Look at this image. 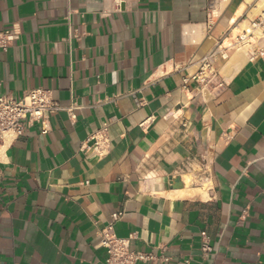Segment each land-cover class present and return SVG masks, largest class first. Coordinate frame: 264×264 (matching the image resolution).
Segmentation results:
<instances>
[{"label": "crops", "instance_id": "1", "mask_svg": "<svg viewBox=\"0 0 264 264\" xmlns=\"http://www.w3.org/2000/svg\"><path fill=\"white\" fill-rule=\"evenodd\" d=\"M263 10L0 0V31L20 30L0 50L1 90L43 87L70 108L0 147V264H105L114 211L116 235L152 256L136 264H264V58L238 43ZM210 53L218 95L191 78ZM104 124V152L81 149ZM203 173L209 191L189 182Z\"/></svg>", "mask_w": 264, "mask_h": 264}, {"label": "built area", "instance_id": "2", "mask_svg": "<svg viewBox=\"0 0 264 264\" xmlns=\"http://www.w3.org/2000/svg\"><path fill=\"white\" fill-rule=\"evenodd\" d=\"M20 38V30L13 24L0 31V50L7 51L10 46L15 44ZM238 43H247L249 47L250 59L256 57L264 58V10L256 19L250 22V25L240 31ZM225 55H223L224 57ZM214 53L206 55L199 65L198 70L191 75V78L197 81L204 89L218 95L227 86L226 81L220 76L217 68L213 65ZM62 109L63 107L52 97L51 90L43 87H35L20 96L6 93L1 90L0 82V147L15 140L22 135L25 127L33 122L41 125V132L46 133L50 130L49 117L51 113ZM107 124L100 127L92 135V145H82L81 149H92L98 154H102L108 147L106 136ZM190 183H196L201 188L209 191L211 180L209 175L203 173L198 182L189 180ZM122 211H114L110 215L107 224L98 230V245L105 250V264H136L138 261H146L152 258L148 253L140 250L130 249V241L134 239L135 233L127 237H118L114 230L115 222L122 216Z\"/></svg>", "mask_w": 264, "mask_h": 264}, {"label": "bare ground", "instance_id": "3", "mask_svg": "<svg viewBox=\"0 0 264 264\" xmlns=\"http://www.w3.org/2000/svg\"><path fill=\"white\" fill-rule=\"evenodd\" d=\"M242 44H244V45H246L247 47H249V45L247 44V43H242ZM6 142H8V139L6 140ZM185 179H187V178H185ZM186 181V180H185Z\"/></svg>", "mask_w": 264, "mask_h": 264}, {"label": "water", "instance_id": "4", "mask_svg": "<svg viewBox=\"0 0 264 264\" xmlns=\"http://www.w3.org/2000/svg\"><path fill=\"white\" fill-rule=\"evenodd\" d=\"M179 181H180V179H175V180H174L175 183H176V182H179Z\"/></svg>", "mask_w": 264, "mask_h": 264}]
</instances>
